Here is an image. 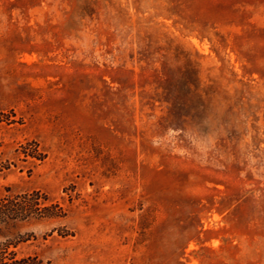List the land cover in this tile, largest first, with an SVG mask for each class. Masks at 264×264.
I'll return each instance as SVG.
<instances>
[{
    "label": "rangeland",
    "instance_id": "obj_1",
    "mask_svg": "<svg viewBox=\"0 0 264 264\" xmlns=\"http://www.w3.org/2000/svg\"><path fill=\"white\" fill-rule=\"evenodd\" d=\"M0 264H264V0H0Z\"/></svg>",
    "mask_w": 264,
    "mask_h": 264
}]
</instances>
